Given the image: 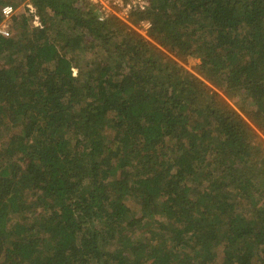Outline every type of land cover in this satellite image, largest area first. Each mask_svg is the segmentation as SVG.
Masks as SVG:
<instances>
[{"label": "trees", "instance_id": "trees-1", "mask_svg": "<svg viewBox=\"0 0 264 264\" xmlns=\"http://www.w3.org/2000/svg\"><path fill=\"white\" fill-rule=\"evenodd\" d=\"M29 3L0 35V264H264V0H150L148 36Z\"/></svg>", "mask_w": 264, "mask_h": 264}, {"label": "built area", "instance_id": "built-area-1", "mask_svg": "<svg viewBox=\"0 0 264 264\" xmlns=\"http://www.w3.org/2000/svg\"><path fill=\"white\" fill-rule=\"evenodd\" d=\"M94 7L99 21H105L115 17L129 25L142 36H148L151 23L142 21L138 25L131 24V16L135 12H144L149 6L150 0H85ZM3 23L0 25V35L8 36L6 22L13 16L14 10L10 6L2 8Z\"/></svg>", "mask_w": 264, "mask_h": 264}, {"label": "rangeland", "instance_id": "rangeland-1", "mask_svg": "<svg viewBox=\"0 0 264 264\" xmlns=\"http://www.w3.org/2000/svg\"><path fill=\"white\" fill-rule=\"evenodd\" d=\"M29 1H30V0H26V1L21 2V1H19V0H14V2H13L14 5L7 4V5H5V6H10V7L13 8V10H14V14H13V16H14V15L18 16V15L24 13V12H25V8H26L28 5H30L28 8L31 7V8H30V11H31V12H35L34 7L32 6V4L29 3ZM13 16H12V17H13ZM12 17H11V18H12ZM11 18L6 22V29H7V32H8V36H10V35H12V34L16 35V34L18 33L16 27L13 26V22H12V19H11ZM189 68H191V67H189ZM188 70H191V69H188ZM191 71H192V70H191ZM261 137H262V135H261ZM263 138H264V137H263ZM128 204H129L130 207L132 208L134 214H137L138 211H139L137 205H136L133 201H129Z\"/></svg>", "mask_w": 264, "mask_h": 264}]
</instances>
